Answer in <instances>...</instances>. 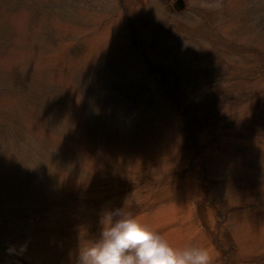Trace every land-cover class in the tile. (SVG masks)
<instances>
[{"label":"rangeland","instance_id":"rangeland-1","mask_svg":"<svg viewBox=\"0 0 264 264\" xmlns=\"http://www.w3.org/2000/svg\"><path fill=\"white\" fill-rule=\"evenodd\" d=\"M177 1L0 0V264H77L117 209L264 264V0Z\"/></svg>","mask_w":264,"mask_h":264},{"label":"clouds","instance_id":"clouds-1","mask_svg":"<svg viewBox=\"0 0 264 264\" xmlns=\"http://www.w3.org/2000/svg\"><path fill=\"white\" fill-rule=\"evenodd\" d=\"M210 259L203 248H173L131 213L117 209L105 216L100 238L81 248L77 264H210Z\"/></svg>","mask_w":264,"mask_h":264},{"label":"water","instance_id":"water-1","mask_svg":"<svg viewBox=\"0 0 264 264\" xmlns=\"http://www.w3.org/2000/svg\"><path fill=\"white\" fill-rule=\"evenodd\" d=\"M180 2V0H178L177 2H176V7H178L179 6V3Z\"/></svg>","mask_w":264,"mask_h":264}]
</instances>
